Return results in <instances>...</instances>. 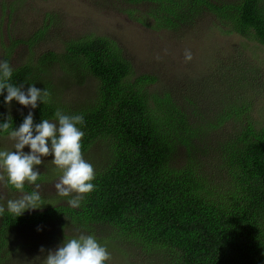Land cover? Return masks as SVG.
Listing matches in <instances>:
<instances>
[{
    "label": "trees",
    "instance_id": "16d2710c",
    "mask_svg": "<svg viewBox=\"0 0 264 264\" xmlns=\"http://www.w3.org/2000/svg\"><path fill=\"white\" fill-rule=\"evenodd\" d=\"M118 2L129 6L123 10L130 17L153 30L181 34L208 14L225 34L264 46V0ZM54 18L34 37H47ZM16 45L13 41L3 46V60L9 64ZM55 66L63 72L62 79L79 83L87 77L95 79L94 100L80 105L65 101L64 85L51 82ZM231 71L216 76L224 85L215 104L221 110L207 121V128L213 130L231 124L219 151L218 168L224 171L213 181L201 171L202 161L196 156L201 152L195 144L201 138L200 126L191 122L169 93L150 91L159 78L136 76L124 49L110 37L89 35L66 41L64 51L30 56L13 69L9 81L13 85H24L25 90L35 85L50 93L48 103L38 102L33 109L35 123L43 119L58 123V109L84 116L85 123L78 125L84 132L82 153L94 167L95 187L79 207L46 201L41 203L43 210H27L19 217L5 209L0 215V264L8 258L14 229L49 222L81 228L92 236L93 225L113 227L120 241L150 250L146 262L134 264H264L263 70L243 58ZM6 95V90L0 95V123L7 119ZM259 97L263 107L258 106ZM27 115L12 117V128L19 127ZM0 137L9 133L0 131ZM179 145L185 147L186 164L174 169L170 162ZM50 169L56 173L40 174L36 183L59 175L56 166ZM32 186L26 184L24 191H35Z\"/></svg>",
    "mask_w": 264,
    "mask_h": 264
},
{
    "label": "rangeland",
    "instance_id": "374dc122",
    "mask_svg": "<svg viewBox=\"0 0 264 264\" xmlns=\"http://www.w3.org/2000/svg\"><path fill=\"white\" fill-rule=\"evenodd\" d=\"M128 7L118 0H0V60L4 59L5 48L13 41L17 45L10 57V65L15 69L27 62L30 56L35 55L37 58L49 50L58 53L64 51L66 41L89 35L110 37L124 49L136 76L150 74L159 78L149 88L150 91L161 95L169 93L182 106L191 122L196 127L200 126L201 138L195 140V144L201 146V152L198 150L196 156L202 161L201 171L211 180L217 181L218 172L224 171L218 168L222 157L219 151L226 141L231 124L227 123L214 130L207 128V121H211L221 110L215 104L222 95L224 85L220 86L221 82L216 76L220 72L219 76L223 72L226 75L233 73L234 70L230 72V69L236 61L244 58L249 63L256 62L263 70L261 79L264 82V46L248 42L236 34H225L218 27L219 24L213 21L214 17L208 14L199 25L179 34L166 29L157 31L142 25L123 10ZM51 17L55 18L47 37H34ZM185 50H190L193 57L191 61L185 60ZM63 77V72L55 66L51 82L56 86L64 85L65 101L80 105L94 100L98 90L95 79L87 77L79 83ZM188 79H191L190 83ZM262 100L261 97L257 100L259 107H263ZM3 106V113L7 117L33 112V109L15 100L10 106ZM14 143L10 136L0 137V149L4 148V151H14ZM176 150L170 163L174 169H180L186 164V150L181 145ZM24 151L31 150L26 146ZM86 157L83 156L85 160ZM42 159L44 163L36 166L40 174L53 172L50 168L55 166L51 163L54 156ZM58 172V176L53 175L56 173L54 171L52 179L38 183L41 185L39 192L43 204L48 201L51 205H69V197L75 195L73 193L65 197L57 194L54 184L62 175L60 169ZM32 187L36 190L34 185ZM20 196L19 191L0 182V206L4 209H8L9 199L15 200ZM41 208L29 211L43 210ZM93 230L98 243L110 253L111 259L107 261L109 264L144 263L150 257L148 248L120 241L113 227L93 225ZM82 234L89 235V232L70 226L64 228L55 222L16 228L11 232L12 245L8 247V258L3 264H44L49 251L57 250L64 241L78 238ZM101 238H105L106 242L101 241ZM153 263L157 264V261Z\"/></svg>",
    "mask_w": 264,
    "mask_h": 264
},
{
    "label": "clouds",
    "instance_id": "9594fccd",
    "mask_svg": "<svg viewBox=\"0 0 264 264\" xmlns=\"http://www.w3.org/2000/svg\"><path fill=\"white\" fill-rule=\"evenodd\" d=\"M190 50H185V60L191 61ZM13 75V68L6 60H0V95L5 90V103L9 106L15 100L20 105L31 109L39 106L38 102L48 103L50 93L30 85L25 90L24 85L15 86L9 81ZM57 122L43 119L40 123L34 122V113L30 111L24 117L23 123L12 128V117L0 123V131L9 133L15 142L14 151H0V182H5L21 193L20 198L7 201L10 213L19 217L27 210L41 208V185L36 183L40 172L36 166L44 163L43 157L54 156L51 163L62 171L58 182L54 184L60 196L75 194L68 201L69 206L79 207L84 195L91 193L95 185V171L92 164L83 158L82 138L84 132L78 125L85 123L83 115H67L61 110L55 112ZM30 152H25V147ZM34 185L35 191L25 193V185ZM5 209L0 206V215ZM43 252L44 249L41 248ZM111 259L110 253L101 246L92 235H80L64 241L55 251H49L44 264H105Z\"/></svg>",
    "mask_w": 264,
    "mask_h": 264
}]
</instances>
